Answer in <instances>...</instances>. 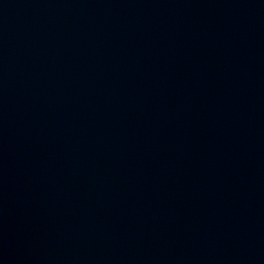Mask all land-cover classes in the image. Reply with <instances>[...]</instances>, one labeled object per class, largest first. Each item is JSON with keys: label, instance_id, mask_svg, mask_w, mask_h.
<instances>
[{"label": "water", "instance_id": "1", "mask_svg": "<svg viewBox=\"0 0 264 264\" xmlns=\"http://www.w3.org/2000/svg\"><path fill=\"white\" fill-rule=\"evenodd\" d=\"M0 264H264V0H0Z\"/></svg>", "mask_w": 264, "mask_h": 264}]
</instances>
